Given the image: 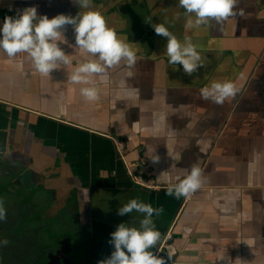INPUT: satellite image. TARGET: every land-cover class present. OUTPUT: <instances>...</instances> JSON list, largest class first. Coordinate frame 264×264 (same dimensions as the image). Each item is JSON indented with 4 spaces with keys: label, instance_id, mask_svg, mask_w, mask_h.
<instances>
[{
    "label": "crops",
    "instance_id": "obj_1",
    "mask_svg": "<svg viewBox=\"0 0 264 264\" xmlns=\"http://www.w3.org/2000/svg\"><path fill=\"white\" fill-rule=\"evenodd\" d=\"M32 6L50 19L85 11L73 0H0V28L5 17ZM177 6L178 0H93V10L137 49V63L132 77L123 62L108 70L107 82L94 76L99 99L92 102L80 89L93 85L69 79L93 58L75 46L71 25L61 47L72 63L47 76L27 53L10 58L0 50V150L12 153L0 161L25 156L32 171L57 175L51 190H76L77 203L83 201L78 223L89 229L85 250L96 262L111 256V234L121 223L139 227L142 214L118 215L139 198L164 209L153 217L161 241L151 251L167 264H264V0H240L243 17L197 29H186ZM165 21L178 38L188 35L198 45L204 66L191 76L168 63L167 38L152 27ZM228 80L241 89L235 97L223 105L201 98L203 87ZM114 140L125 142L128 165L140 164L159 189L133 182ZM201 159L202 187L190 198L167 196V187Z\"/></svg>",
    "mask_w": 264,
    "mask_h": 264
},
{
    "label": "clouds",
    "instance_id": "obj_2",
    "mask_svg": "<svg viewBox=\"0 0 264 264\" xmlns=\"http://www.w3.org/2000/svg\"><path fill=\"white\" fill-rule=\"evenodd\" d=\"M239 2L240 0H178L177 7L184 10L187 18L186 29H197L210 22L222 26L229 17H243L244 10L237 9ZM73 3L85 11H80L76 16L60 14L50 19L47 15H38V8L32 6L24 8L15 17H5L0 28V50L10 58L27 53L35 69L41 75L47 76L61 64L72 63L61 47V43L66 42L64 32L67 26L71 25L75 32V46L93 58L77 65L69 79L74 84H92L91 87L80 89L83 97L92 102L99 99V90L92 78L99 76L101 82H107L108 70L121 65L122 62L129 69L127 76L132 77L133 72L130 69L137 63V49L128 42L126 35L118 34L116 29L109 26L101 11L93 10V0H73ZM171 26H174V23ZM152 27L157 35L167 38L166 56L170 65H182L184 73L189 76L200 66H204L198 45L193 43L190 36L185 35L182 40L178 38L170 30L168 21L153 24ZM173 70L179 69L173 67ZM240 90L231 80L214 81L210 86L201 89V98L223 105ZM127 95L130 96L131 92ZM164 120L165 117L161 115L156 124L157 129ZM11 155V150L6 147L0 150V157L10 158ZM201 164L202 159L194 162L190 167V174L179 183L169 185L165 194L180 199L187 198L199 190L203 185ZM134 211L143 216L139 227L121 223L111 234L109 243L114 246V251L99 264H167L164 258L151 251L161 241V232L157 229L153 217L160 216L164 212L163 207L154 208L139 198H133L118 209V215L123 216ZM4 219L6 209L4 200L0 198V220ZM174 254L169 251L168 259L171 260Z\"/></svg>",
    "mask_w": 264,
    "mask_h": 264
},
{
    "label": "flooded vegetation",
    "instance_id": "obj_3",
    "mask_svg": "<svg viewBox=\"0 0 264 264\" xmlns=\"http://www.w3.org/2000/svg\"><path fill=\"white\" fill-rule=\"evenodd\" d=\"M20 159L0 161V264H99L85 250L89 229L78 223L76 190H51L52 169L39 174Z\"/></svg>",
    "mask_w": 264,
    "mask_h": 264
},
{
    "label": "built area",
    "instance_id": "obj_4",
    "mask_svg": "<svg viewBox=\"0 0 264 264\" xmlns=\"http://www.w3.org/2000/svg\"><path fill=\"white\" fill-rule=\"evenodd\" d=\"M114 145L116 148L117 153L119 154L120 158L123 160V162L126 164L127 172L134 183H136L139 186L147 187V188H153V189H159L160 186L152 185L151 182H148L143 177V171L140 164H130L126 158V144L124 141L121 140H114ZM194 193H192L188 198L192 197ZM172 235L168 234V236L165 238V241L171 240Z\"/></svg>",
    "mask_w": 264,
    "mask_h": 264
},
{
    "label": "water",
    "instance_id": "obj_5",
    "mask_svg": "<svg viewBox=\"0 0 264 264\" xmlns=\"http://www.w3.org/2000/svg\"><path fill=\"white\" fill-rule=\"evenodd\" d=\"M52 174H53V173H52ZM82 202H83V201H82V199H81V198H79V199H78V203H79V206H80V208H81V207H82V205H83V204H82Z\"/></svg>",
    "mask_w": 264,
    "mask_h": 264
}]
</instances>
